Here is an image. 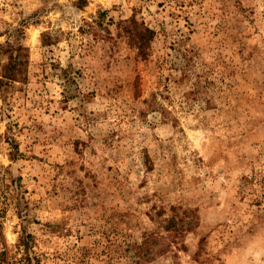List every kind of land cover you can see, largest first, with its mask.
Masks as SVG:
<instances>
[{
    "label": "rangeland",
    "instance_id": "rangeland-1",
    "mask_svg": "<svg viewBox=\"0 0 264 264\" xmlns=\"http://www.w3.org/2000/svg\"><path fill=\"white\" fill-rule=\"evenodd\" d=\"M0 264H264V0H0Z\"/></svg>",
    "mask_w": 264,
    "mask_h": 264
},
{
    "label": "trees",
    "instance_id": "trees-1",
    "mask_svg": "<svg viewBox=\"0 0 264 264\" xmlns=\"http://www.w3.org/2000/svg\"><path fill=\"white\" fill-rule=\"evenodd\" d=\"M81 2L83 3L85 0H81ZM128 33L130 34L132 43L139 49L140 54H147L146 51L154 38L155 32L144 24H139L134 21L133 26L128 29ZM10 59L11 63L2 69V78L14 80V71L17 66H20L23 63V61L21 60L20 54L17 56H11ZM148 240H150V238H147L145 242L140 245L139 252L141 256L143 255V247L148 246Z\"/></svg>",
    "mask_w": 264,
    "mask_h": 264
}]
</instances>
